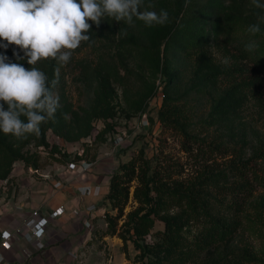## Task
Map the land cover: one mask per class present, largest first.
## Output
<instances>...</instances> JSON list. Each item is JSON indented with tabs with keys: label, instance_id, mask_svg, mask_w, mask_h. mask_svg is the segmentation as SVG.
Masks as SVG:
<instances>
[{
	"label": "rangeland",
	"instance_id": "1",
	"mask_svg": "<svg viewBox=\"0 0 264 264\" xmlns=\"http://www.w3.org/2000/svg\"><path fill=\"white\" fill-rule=\"evenodd\" d=\"M175 1L142 0L140 10L164 9L168 24ZM188 3L180 24L187 39L161 38L157 29L162 25L148 26L135 17L132 25L114 20L112 31L105 16L99 25L88 21L90 39L72 50L66 65L53 59L35 65L20 60L25 68L43 71L49 83L59 67L53 91L59 96L56 112L66 135L48 128L40 143L29 135L17 138L0 131V173L2 163L11 158L9 171L0 177V231L17 227L36 205L60 203L65 214L50 220L44 247L28 245V253L24 239L17 237L13 250L0 255V264L146 263L153 256L141 257L133 240L151 245L157 239L154 231L164 226L161 215L179 212L187 201L175 202L178 193H165L167 201L161 206L152 190L150 204L126 222L139 205L133 197L135 177L127 182L129 195L116 230L108 232V219L118 211L107 196L110 177L124 171L120 165L131 157L158 176L166 189L207 198L211 214H233L237 219V227L221 240L164 264H264L262 180H255L253 192L234 210L221 204L233 197L217 191L218 185L238 180L232 162L248 160L264 179V29L253 35L248 31L251 24L223 15L224 10L245 12L255 7L253 0ZM114 41L122 46L117 48ZM250 42L256 44L251 51L245 47ZM0 50L23 55L14 44ZM101 80L115 91L116 112L111 116H104V102L97 97ZM114 138L120 141L116 145ZM101 158L102 163L86 169L68 166L70 160ZM88 184H99L101 192L82 195L80 187ZM89 203L94 205L91 210ZM148 208L152 224L139 225L146 231L136 233L132 225ZM202 226L201 220H190L182 232L193 242ZM120 233L127 237L125 242Z\"/></svg>",
	"mask_w": 264,
	"mask_h": 264
},
{
	"label": "clouds",
	"instance_id": "2",
	"mask_svg": "<svg viewBox=\"0 0 264 264\" xmlns=\"http://www.w3.org/2000/svg\"><path fill=\"white\" fill-rule=\"evenodd\" d=\"M142 0H0V41L19 47L23 55L14 51L17 60H27L35 65L41 59H53L58 65H66L92 27L88 21L99 25L107 16L132 25L133 18L146 25H163L168 12L141 11ZM257 8L264 4L253 0ZM264 21V17H260ZM259 23L249 26L255 35L260 32ZM246 50H253L250 42ZM225 64L227 59L223 61ZM59 84V67L49 83L46 74L36 67L25 68L9 61L0 54V131L17 138L28 134L40 135L41 125L54 119L60 107L59 96L54 89ZM25 117L26 119H21Z\"/></svg>",
	"mask_w": 264,
	"mask_h": 264
},
{
	"label": "trees",
	"instance_id": "3",
	"mask_svg": "<svg viewBox=\"0 0 264 264\" xmlns=\"http://www.w3.org/2000/svg\"><path fill=\"white\" fill-rule=\"evenodd\" d=\"M189 0H176L177 8L175 10V15L173 20L162 26H159L157 29V34L161 38H172V39H187L188 34L185 35V29L181 27L183 21L184 13L187 11V6ZM224 17L227 20L240 19L243 22H248L249 24L259 23L260 29H264V21L260 20V17H264V9L252 7L245 12H231L224 10ZM108 26L109 29L114 30L116 23L111 17H108ZM114 44L118 47H121V41H114ZM0 54H4L8 57L9 61L20 63V60L16 59V56L11 50H0ZM98 99L104 102V116H111L116 112V103L113 100V94L115 91L109 84L107 80L99 81L98 86ZM126 116H129L127 111H124ZM162 112V109H161ZM57 112L55 113L54 119L49 120L47 123L41 125V132L39 136L34 134H28L29 137L36 139L37 142L43 143L46 138V130L51 128L56 133H62L66 135V131L63 126L58 123ZM27 138V139H28ZM31 138V139H32ZM13 158V157H12ZM11 158L8 160V163H2L4 171L0 173V177H4L5 174L9 171V164ZM124 171L115 172L110 177L109 182V192L107 196L110 199V202L113 207L117 208V213L109 217L107 231L114 233L116 230L117 217L122 214L124 205L127 202L129 195V182L136 177L137 183L133 189V197L139 202V205L135 210H132L128 213V219L126 222H129L139 211L143 209L144 205L150 204L152 195L151 191L155 192V201L159 202L163 206L167 197L165 193H169L174 197V193H178V199L175 202L180 203L183 199L186 200L187 204L182 206L177 213L172 214H162L161 219L163 220V228L157 229L155 235L157 239L151 245H142L136 239H134V244L140 250V256L152 255L153 257H147V262L144 264H164L166 260L178 258L179 256L197 252V249L202 248L204 245L217 242L221 240L226 234H229L232 230L237 227V219L232 214L231 216H221L220 214H211L208 210V205L212 204L211 201L207 198L196 197L192 195L190 191H175V189L170 190L163 186L162 183H158L159 177L154 176L153 173H148V168L138 165L137 161L131 157L126 162H123L120 165ZM230 168L234 171L238 177L237 181H231L228 184L218 185L217 191L222 194H228L233 198H227L224 200V207H227L229 210H234L239 208L242 200L248 197L255 188V180L264 184V179L257 176L255 170H253L252 165L248 160L237 161L230 163ZM223 202V201H222ZM152 209L148 208L147 211L140 214L137 217V220L132 225V228L135 229L136 233H142L146 231L145 224H152V219L149 217L147 212H150ZM190 220H201L203 222L202 229L200 233L193 239V242L187 240L183 234V226ZM125 222V224H127ZM142 225L143 227H139ZM123 241L125 242L127 237L120 233ZM228 236V235H227Z\"/></svg>",
	"mask_w": 264,
	"mask_h": 264
},
{
	"label": "built area",
	"instance_id": "4",
	"mask_svg": "<svg viewBox=\"0 0 264 264\" xmlns=\"http://www.w3.org/2000/svg\"><path fill=\"white\" fill-rule=\"evenodd\" d=\"M120 141H116L114 138V145L118 144ZM104 158H101L99 162L97 161H75L70 160L68 162V166L73 168H82L86 169L92 165H98L102 163ZM60 183V181H59ZM82 195H96L99 194L100 185H82L80 187ZM94 208L92 203L87 205V209L91 210ZM65 214V207L63 204L55 203L49 205V207L43 205H36L29 209L27 216L20 221L19 225L14 229L10 230L9 228H3L0 231V255H3V251H10L13 250L14 244L18 242V238L22 237L25 241V245L23 249L31 253L30 248L28 245L33 247L42 248L45 246V235L47 233V226L50 222L51 218H56ZM18 237V238H17ZM4 264H9L6 262ZM53 264H60L55 262Z\"/></svg>",
	"mask_w": 264,
	"mask_h": 264
},
{
	"label": "crops",
	"instance_id": "5",
	"mask_svg": "<svg viewBox=\"0 0 264 264\" xmlns=\"http://www.w3.org/2000/svg\"><path fill=\"white\" fill-rule=\"evenodd\" d=\"M86 196H88L89 197V195H86ZM62 216V215H61ZM60 217V216H59ZM57 218V217H56ZM52 219V218H51ZM50 219V220H51ZM50 228V223L48 224V226H47V230ZM48 240H49V234H48V232L46 233V235H45V243H47L48 242Z\"/></svg>",
	"mask_w": 264,
	"mask_h": 264
},
{
	"label": "water",
	"instance_id": "6",
	"mask_svg": "<svg viewBox=\"0 0 264 264\" xmlns=\"http://www.w3.org/2000/svg\"><path fill=\"white\" fill-rule=\"evenodd\" d=\"M32 165L35 167L34 163H32Z\"/></svg>",
	"mask_w": 264,
	"mask_h": 264
}]
</instances>
